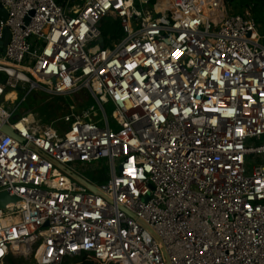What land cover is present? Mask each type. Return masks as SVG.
<instances>
[{"label":"built area","instance_id":"2783aa9c","mask_svg":"<svg viewBox=\"0 0 264 264\" xmlns=\"http://www.w3.org/2000/svg\"><path fill=\"white\" fill-rule=\"evenodd\" d=\"M0 6V120L26 141L0 125V194L18 200L0 210V264H264V24L254 5ZM114 22L117 38L102 30ZM17 90L23 100L87 92L95 103L42 126L7 100ZM101 160L109 172L95 180L74 170Z\"/></svg>","mask_w":264,"mask_h":264},{"label":"rangeland","instance_id":"374dc122","mask_svg":"<svg viewBox=\"0 0 264 264\" xmlns=\"http://www.w3.org/2000/svg\"><path fill=\"white\" fill-rule=\"evenodd\" d=\"M231 12L236 13V7L230 5ZM263 24V23H262ZM103 31H110L111 33L118 34L120 33V28L116 25L110 26V24L104 25ZM17 95L12 96L11 101L19 99L15 105L21 103L20 108L25 112L31 111L34 115L35 122L39 125L45 126L52 122H60L61 118L69 113L79 114L85 109L88 105H92L95 102L93 100L88 102L89 94L87 92H82L77 95H69L65 97H55L50 96L43 92H34L27 97V100H23L25 93L17 90ZM10 93L6 97H9ZM108 117L112 116L113 107L107 106L106 108ZM20 111L16 113L18 117L21 116ZM99 122L102 123V117L99 119ZM61 126H65L61 124ZM108 162L107 160H101L98 163L93 162L92 164H85L78 162L74 166V170L79 172L84 177H87L90 180H95V171L100 173L101 171L107 173L108 171ZM92 261L90 256H81L74 259L66 260L64 264H88ZM35 259H15L11 264H35Z\"/></svg>","mask_w":264,"mask_h":264},{"label":"water","instance_id":"95a60500","mask_svg":"<svg viewBox=\"0 0 264 264\" xmlns=\"http://www.w3.org/2000/svg\"><path fill=\"white\" fill-rule=\"evenodd\" d=\"M0 18L3 21H6L7 18H8L7 12L1 6H0ZM8 38H9V31L7 30L6 33H5L4 41L1 43V46H2L1 51H3V47L7 44ZM0 125H1V129L5 133H7L8 135L16 137L18 140H20L24 144L26 143L25 140H23V139L18 137V135L13 131V129L10 126L2 124L1 120H0ZM65 171L68 174H70L72 177L77 179L79 182H81L82 184H84L85 186L90 188L92 191H96V187H94L93 185L88 183L86 180H84L80 176H78V175H76L73 172H70L68 170H65ZM17 201H18L17 198L10 196L8 193H1L0 194V210L1 209H6L9 205L17 203ZM167 264H168V262H167Z\"/></svg>","mask_w":264,"mask_h":264},{"label":"trees","instance_id":"16d2710c","mask_svg":"<svg viewBox=\"0 0 264 264\" xmlns=\"http://www.w3.org/2000/svg\"><path fill=\"white\" fill-rule=\"evenodd\" d=\"M61 2V0H60ZM229 5H233V7H236V13H241L244 9L247 7H250L251 5H254V17L256 21L259 24H264V0H227ZM111 22V21H109ZM116 25V27H119L118 22H114V24H110V26ZM110 32V31H109ZM111 33V32H110ZM114 37H119L120 33L115 34L112 32ZM105 35H108V30L105 32ZM92 261H90L88 264H100L98 261H96L94 258H91ZM12 261L9 262L11 264Z\"/></svg>","mask_w":264,"mask_h":264},{"label":"bare ground","instance_id":"6f19581e","mask_svg":"<svg viewBox=\"0 0 264 264\" xmlns=\"http://www.w3.org/2000/svg\"><path fill=\"white\" fill-rule=\"evenodd\" d=\"M0 62H3V61L0 60ZM14 95H17V92H16V91H12V92H10V96H9V97H6L7 100L11 101V98H12V96H14ZM33 119H34V116H30V117L27 119V121H28V122H30V121H34ZM22 126H23V125H22ZM66 182L69 183V181H66ZM14 210H16V208H11V210H10L8 213L11 214L12 212H14Z\"/></svg>","mask_w":264,"mask_h":264}]
</instances>
